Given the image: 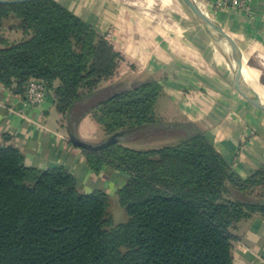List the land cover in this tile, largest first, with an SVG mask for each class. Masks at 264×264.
<instances>
[{"label":"trees","instance_id":"16d2710c","mask_svg":"<svg viewBox=\"0 0 264 264\" xmlns=\"http://www.w3.org/2000/svg\"><path fill=\"white\" fill-rule=\"evenodd\" d=\"M4 22L21 37L0 35V83L23 93L30 79H42L76 138L91 112L105 140L116 141L80 148L86 164L127 179L115 193L126 219L114 223L110 194L83 192L64 167H30L16 147L0 146V264H233L234 226L264 218V197L253 195L264 185V164L241 177L195 123L158 117L155 79L102 87L121 54L57 0L0 3Z\"/></svg>","mask_w":264,"mask_h":264},{"label":"crops","instance_id":"0c3cea01","mask_svg":"<svg viewBox=\"0 0 264 264\" xmlns=\"http://www.w3.org/2000/svg\"><path fill=\"white\" fill-rule=\"evenodd\" d=\"M57 1L99 33L94 23L101 19L112 27L115 38L111 44L121 54L122 61L115 76L102 83V87L114 83L129 87L138 81L155 79L162 86L155 109L165 115L164 120L195 123L241 177L264 164V112L253 108L231 88L227 68L215 61L206 34L205 51L211 57L204 56L194 42L180 40L173 25H153L141 17L137 19L116 1ZM194 1L248 54L249 62L258 66L257 61L264 59V0H251L247 12L219 9L215 0ZM11 33L14 40L21 37L16 31H6L4 36L8 38ZM134 65L144 67L145 73L138 78L129 77L126 70ZM193 89L189 103L185 104V91ZM53 99L52 89L48 88L40 104L29 106L24 103L22 93L0 83V146L16 147L30 167H64L74 175L83 192L100 189L115 198L127 175L108 166H102L98 172L88 167L81 149L70 142ZM76 133L80 140L91 144L106 139L91 112L79 119ZM232 233L236 237L233 264H264L261 215L240 220Z\"/></svg>","mask_w":264,"mask_h":264},{"label":"rangeland","instance_id":"374dc122","mask_svg":"<svg viewBox=\"0 0 264 264\" xmlns=\"http://www.w3.org/2000/svg\"><path fill=\"white\" fill-rule=\"evenodd\" d=\"M113 1H116L119 4H121L126 10L129 9V11L135 14L134 16L137 19L138 17H141L142 19L147 20L149 24L157 25V24L167 23L169 25H173L175 29V33L180 40L189 43L194 42L196 48L200 50L202 54H204V56H206L207 54V51H205L206 35L204 28L202 27L200 21L193 15L192 11L189 9V7L185 4L183 0H171V3L168 5L162 3L161 0H151V3H148L147 0H113ZM101 20L99 22H95L94 24L96 25L98 30L109 40V42L112 43L115 38L112 32V27L110 26V24H107L106 22H103ZM10 25H12L11 22H4L3 25L0 26V35H7L5 34V32L8 31L7 29ZM16 32L20 34L19 31ZM7 39L14 40L15 39L14 34L12 33L9 34ZM208 41H209V37H208ZM209 56L210 54L209 55L207 54V57ZM120 62L118 64L117 69L121 64ZM123 69H125V67ZM126 71L129 74V77L131 75L132 77H137V78L143 75L141 73H145L144 67H141L140 65H134V67L131 66V68L127 69ZM226 73L228 75V81L231 88L243 99H245L235 88L229 67L226 69ZM259 80L264 84V74L260 76ZM193 91L194 89L190 91H185L186 95L184 94V98H183V102L185 104L189 103L190 98L188 96L192 95ZM245 101L247 100L245 99ZM247 103L251 105L253 108L264 112L263 109L253 105L249 101H247ZM156 114L158 117L162 119L164 118L166 119L165 115H163L161 111L159 114L156 112ZM169 141H171L170 137L156 141H150L148 138H141L137 142H130L127 143V145L133 148H146L147 146L148 147L158 146L160 144ZM253 189H254L253 191L254 196L261 195L262 197H264V185L256 186ZM110 212L114 223L123 222L126 219L125 211L123 208L119 206L116 198L112 199Z\"/></svg>","mask_w":264,"mask_h":264},{"label":"water","instance_id":"95a60500","mask_svg":"<svg viewBox=\"0 0 264 264\" xmlns=\"http://www.w3.org/2000/svg\"><path fill=\"white\" fill-rule=\"evenodd\" d=\"M29 0H0V3H18ZM185 4L192 11L193 15L200 21L205 32H208L213 37L217 38L224 50V57L230 69L232 79L234 82L235 88L238 92L250 103L264 110V102L256 96L244 81L241 72L240 66L236 59L235 51L230 42V37L222 30L219 24L212 18L210 13L203 9L196 1L194 0H183ZM69 139L72 141L73 145L82 148V149H100L104 146L109 145L116 141L115 134L110 136L107 140L98 144H91L85 141L76 138L72 131H68Z\"/></svg>","mask_w":264,"mask_h":264},{"label":"bare ground","instance_id":"6f19581e","mask_svg":"<svg viewBox=\"0 0 264 264\" xmlns=\"http://www.w3.org/2000/svg\"><path fill=\"white\" fill-rule=\"evenodd\" d=\"M151 3V0H147ZM162 3L168 5L171 0H161ZM209 37L210 48L212 49L215 61L224 68H228L226 59L224 57V50L219 40L208 32H205ZM235 51L236 59L240 66V72L244 81L248 84L251 91L264 102V84L260 82V76L264 74V59L257 61L258 66L254 65L248 60V54L234 41L230 40Z\"/></svg>","mask_w":264,"mask_h":264},{"label":"built area","instance_id":"2783aa9c","mask_svg":"<svg viewBox=\"0 0 264 264\" xmlns=\"http://www.w3.org/2000/svg\"><path fill=\"white\" fill-rule=\"evenodd\" d=\"M251 0H215V6L219 9L234 8L239 11L247 12ZM48 92V86L42 79H30L22 93L26 105L40 104Z\"/></svg>","mask_w":264,"mask_h":264}]
</instances>
